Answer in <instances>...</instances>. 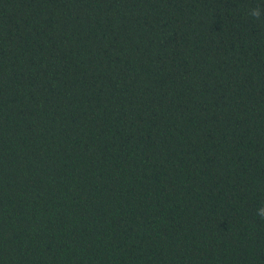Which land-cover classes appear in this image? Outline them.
Segmentation results:
<instances>
[{
  "label": "trees",
  "instance_id": "16d2710c",
  "mask_svg": "<svg viewBox=\"0 0 264 264\" xmlns=\"http://www.w3.org/2000/svg\"><path fill=\"white\" fill-rule=\"evenodd\" d=\"M264 0H0V264H264Z\"/></svg>",
  "mask_w": 264,
  "mask_h": 264
},
{
  "label": "clouds",
  "instance_id": "9594fccd",
  "mask_svg": "<svg viewBox=\"0 0 264 264\" xmlns=\"http://www.w3.org/2000/svg\"><path fill=\"white\" fill-rule=\"evenodd\" d=\"M249 15L255 19H260L262 15H264V9L257 7L249 10ZM258 214L261 218H264V208L258 210Z\"/></svg>",
  "mask_w": 264,
  "mask_h": 264
}]
</instances>
